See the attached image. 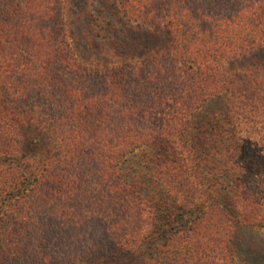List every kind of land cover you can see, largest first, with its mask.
<instances>
[{"label": "trees", "instance_id": "1", "mask_svg": "<svg viewBox=\"0 0 264 264\" xmlns=\"http://www.w3.org/2000/svg\"><path fill=\"white\" fill-rule=\"evenodd\" d=\"M89 5L0 0V264H238L264 0H111L124 37Z\"/></svg>", "mask_w": 264, "mask_h": 264}, {"label": "rangeland", "instance_id": "2", "mask_svg": "<svg viewBox=\"0 0 264 264\" xmlns=\"http://www.w3.org/2000/svg\"><path fill=\"white\" fill-rule=\"evenodd\" d=\"M89 0V11H94L95 17L97 20V23L101 22L103 20V17H106V19L112 21L114 27L117 28V30L121 31V37L130 35L131 31L128 29L130 28V25H124L123 21L117 20V18L114 17V19L109 17L107 14L110 13V5L109 2L111 0H104V4L101 5L100 0ZM102 11L106 12L102 13L103 15L97 16L100 9H103ZM113 19V20H112ZM103 23V22H102ZM139 25H132V27L137 28ZM142 26V25H141ZM144 26V25H143ZM144 28H147L144 26ZM132 30V29H131ZM123 40V38H122ZM123 44L125 42L123 41ZM76 45V43H75ZM76 48H78L76 46ZM78 48V51L83 52V49ZM92 51H95L94 49ZM93 53L94 56L97 55ZM236 249H237V263L238 264H264V231L254 230V229H242L238 235L237 243H236Z\"/></svg>", "mask_w": 264, "mask_h": 264}]
</instances>
